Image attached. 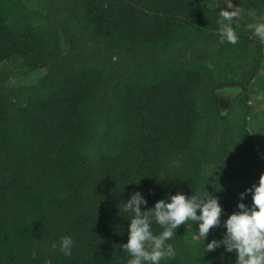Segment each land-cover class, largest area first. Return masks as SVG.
I'll list each match as a JSON object with an SVG mask.
<instances>
[{"label":"trees","instance_id":"trees-1","mask_svg":"<svg viewBox=\"0 0 264 264\" xmlns=\"http://www.w3.org/2000/svg\"><path fill=\"white\" fill-rule=\"evenodd\" d=\"M36 1L45 14L0 0V264H128L120 245L134 192L142 211L177 193L222 206L201 243L187 238L197 223L175 230L166 243L176 256L160 264H236L235 252L206 244L224 238L240 202L252 206L240 193L264 174L240 111L264 64V42L247 28L264 22V0H231L236 45L220 43L228 0H137L157 13L149 21L121 0ZM44 66L35 84L4 86ZM220 83L241 86L233 119L222 117ZM151 230H164L154 217Z\"/></svg>","mask_w":264,"mask_h":264},{"label":"clouds","instance_id":"clouds-1","mask_svg":"<svg viewBox=\"0 0 264 264\" xmlns=\"http://www.w3.org/2000/svg\"><path fill=\"white\" fill-rule=\"evenodd\" d=\"M232 7L231 0H228V9ZM219 15L220 43L227 41L236 45L239 37L233 23L238 22L240 11L221 10ZM247 28L264 42V22L250 23ZM248 193H252V206L248 207L243 202L238 204L239 211L223 222V227L226 228L224 238L207 243V253L224 245L227 252L236 253V264H264V174L259 177L258 185L240 193L241 201ZM169 199L171 202L160 200L154 208L142 211L141 206L147 205V200L141 193L134 192L131 199L125 203V210L134 214L130 221L128 242L120 245V248L132 257L128 264H160L162 259L175 258V249L166 241L173 238L175 230L182 225L186 226L190 221L198 224V236L205 240L210 230L221 226L223 209L216 197L192 195L189 198L177 193ZM152 217L164 229L159 235H154L151 230ZM73 244L71 237H62L60 251L70 257ZM55 248L54 244L53 250ZM35 255L34 252L33 256Z\"/></svg>","mask_w":264,"mask_h":264},{"label":"rangeland","instance_id":"rangeland-1","mask_svg":"<svg viewBox=\"0 0 264 264\" xmlns=\"http://www.w3.org/2000/svg\"><path fill=\"white\" fill-rule=\"evenodd\" d=\"M28 4L31 12H39L45 14V10L37 3L36 0H23ZM114 6H116V1H113ZM121 3H131L133 7L138 8L140 13H136L135 17H139L146 21L152 19V17H157L155 10L150 9L149 5H143L137 0H121ZM120 3V5H121ZM235 10H240V8L233 5ZM256 39H260L255 36ZM61 46L65 53L69 51V47L65 43L64 39L61 38ZM47 71V68L40 67L36 70L28 72L22 76L11 78L4 83V86L8 89L17 88L25 85L35 84ZM216 91L221 104V114L223 119H233L234 114L228 112L229 107L233 98L239 93H241V86L237 83H220L216 87ZM244 102L240 106V111L245 112V123L247 128L254 139V142L258 149L264 148V64L260 71V74L250 83L248 93L246 97L243 98ZM243 112V113H244ZM263 158V157H262ZM48 173V169L41 171L42 176ZM199 226L193 225L187 230V238L193 243H201L203 237L198 236Z\"/></svg>","mask_w":264,"mask_h":264}]
</instances>
